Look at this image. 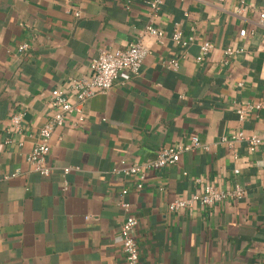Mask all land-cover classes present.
<instances>
[{"label":"crops","instance_id":"0c3cea01","mask_svg":"<svg viewBox=\"0 0 264 264\" xmlns=\"http://www.w3.org/2000/svg\"><path fill=\"white\" fill-rule=\"evenodd\" d=\"M148 1L0 0V264H129L119 234L125 187L139 218V264H264V145L250 152L245 143H221L241 129L264 136V0H245L255 9L243 15L241 0H164L153 20ZM148 24L164 37L145 38L140 76L89 99L80 126L58 127L51 174L35 171L27 156L50 117L52 92ZM176 27L195 41L177 44ZM206 40L215 48L198 62ZM230 46L242 50L225 63ZM172 59L177 69L165 66ZM249 102L263 108L241 121L237 108ZM19 111L16 131L11 116ZM196 135L208 148L148 171L142 189L113 172L122 160L145 163ZM207 184H241L245 196L170 210Z\"/></svg>","mask_w":264,"mask_h":264},{"label":"built area","instance_id":"2783aa9c","mask_svg":"<svg viewBox=\"0 0 264 264\" xmlns=\"http://www.w3.org/2000/svg\"><path fill=\"white\" fill-rule=\"evenodd\" d=\"M224 1V0H220ZM164 3V0H149L148 4L151 10V20L156 17L157 11ZM252 4L241 0L236 9L238 15H243L250 10H254ZM259 24L264 26V9L259 12ZM80 15L79 12L76 13ZM247 29L240 31L241 36L247 34ZM152 38L162 41L164 32L152 24H148L134 41L125 48L107 49L101 51L94 57L89 65V73L69 79L67 87H58L54 90L49 98L51 114L46 123L41 127L37 142L34 144L31 152L27 156L28 162L33 169L44 176H49L52 167L49 164V155L51 152V141L55 130L66 125L68 122L72 126H80L86 120L85 105L86 102L98 93H104L111 90L117 79L123 82H129L140 76L143 62L150 52V47L145 43V38ZM173 40L182 46H188L195 41V34L185 33L178 27L175 28ZM28 47L27 44L19 46L23 51ZM215 48V44L209 40L202 42L201 54L197 57L198 62H202L205 57ZM234 47H227L223 50L224 62L229 63L233 56L241 51ZM168 69H177L179 62L169 60L165 63ZM242 85V83H241ZM263 108V103H247L237 108L240 120H244L251 111H257ZM24 112L19 111L11 116L14 129L21 131L23 128ZM221 143L234 147L237 143H245L250 152H255L260 146L264 145V136L253 133L247 134L243 129L232 132L221 137ZM23 145V142H19ZM208 148L203 145L199 136H193L188 144L170 145L158 150L156 158L145 163H128L122 160V166L114 168L115 174L132 177L135 179V188L137 190L144 187L147 173L150 170L165 169L170 165L179 162L181 155L187 151H193L197 148ZM67 168L65 172L67 173ZM236 173L239 170L236 169ZM20 173V170L16 174ZM199 181V179H197ZM68 183L66 182V185ZM245 188L241 184H236L228 190L217 189L212 184H207L202 194L195 193L186 199H176L170 203L169 208L177 211L183 208H191L194 202L198 201L203 206H211L216 203L228 200H239L245 196ZM129 194L128 188H123L118 200V205L123 211V220L119 226V234L122 241V250L129 264H139L140 248L136 238V232L139 227V218L133 211L132 203L127 199ZM89 217V216H88Z\"/></svg>","mask_w":264,"mask_h":264}]
</instances>
